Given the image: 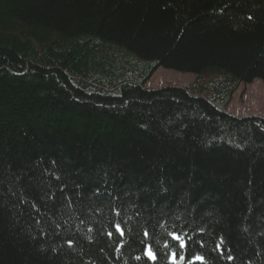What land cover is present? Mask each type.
Masks as SVG:
<instances>
[{"label":"trees","instance_id":"trees-1","mask_svg":"<svg viewBox=\"0 0 264 264\" xmlns=\"http://www.w3.org/2000/svg\"><path fill=\"white\" fill-rule=\"evenodd\" d=\"M258 78L264 0H0V264H264Z\"/></svg>","mask_w":264,"mask_h":264},{"label":"rangeland","instance_id":"rangeland-1","mask_svg":"<svg viewBox=\"0 0 264 264\" xmlns=\"http://www.w3.org/2000/svg\"><path fill=\"white\" fill-rule=\"evenodd\" d=\"M196 79V75L180 73L160 68L146 83L147 88L164 86H189ZM229 112L238 116L257 115L264 117V82L255 79L253 83L242 84L234 94ZM127 243V241H126Z\"/></svg>","mask_w":264,"mask_h":264},{"label":"snow or ice","instance_id":"snow-or-ice-1","mask_svg":"<svg viewBox=\"0 0 264 264\" xmlns=\"http://www.w3.org/2000/svg\"><path fill=\"white\" fill-rule=\"evenodd\" d=\"M115 230L117 233H119L120 236H123L124 235V231L123 229L121 228V226L119 224L115 225ZM112 233L110 232L109 233V236H111ZM145 237H148V233L145 232ZM169 237L171 238L172 241H175L176 242V245L180 248V249H185L187 248L188 246V242L189 240H191V237H188L187 239L185 238L184 235H181V234H178V233H169L168 234ZM165 248H169V247H172V245H170L169 243H165L164 245ZM219 247V246H217ZM144 254L151 260H156V255H155V252L153 251L152 249V246L149 244V245H146V248H145V251H144ZM230 258V257H229ZM137 259H140V257H137ZM170 261H171V264H179V261H182L185 259V257L183 255H181L179 257V260H177V253L175 251H173L169 257ZM195 260L197 261H200L201 264H205V260H204V257L203 256H200V255H196ZM189 264H193V262H189Z\"/></svg>","mask_w":264,"mask_h":264},{"label":"bare ground","instance_id":"bare-ground-1","mask_svg":"<svg viewBox=\"0 0 264 264\" xmlns=\"http://www.w3.org/2000/svg\"><path fill=\"white\" fill-rule=\"evenodd\" d=\"M251 83H253V81L251 82ZM237 88V86L236 87H232V86H229V91H234L235 89ZM226 90V89H225ZM227 91V90H226ZM231 99H230V97H228V99H226V102L224 103V104H216V110L218 111H223V112H225V114L227 113V114H231L232 115V113L231 112H229V110H228V108H229V105L231 104ZM117 224H119V223H115L114 224V227H113V229L115 230V225H117ZM130 234L133 236V237H135L136 238V234H134L133 232H130ZM145 236V235H144ZM164 242L165 241H162L161 243V245L162 246H164ZM120 243H121V241H120Z\"/></svg>","mask_w":264,"mask_h":264}]
</instances>
